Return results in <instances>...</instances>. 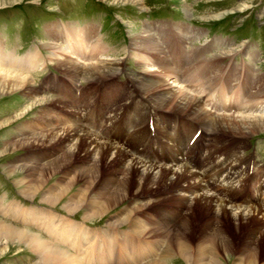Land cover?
<instances>
[{
  "label": "bare ground",
  "instance_id": "6f19581e",
  "mask_svg": "<svg viewBox=\"0 0 264 264\" xmlns=\"http://www.w3.org/2000/svg\"><path fill=\"white\" fill-rule=\"evenodd\" d=\"M112 1L122 2L123 4L131 2L134 4L132 0ZM84 29L85 32H83L81 42L85 46L79 51L69 50L64 52L60 49L55 39L56 37H54L55 34L49 36L53 41V44H50L51 46L49 47L51 56H53L52 60L55 61L56 68L59 67L63 74L68 77V80L74 83L75 92L77 81L82 80L85 83H95V81L107 78H117L123 72V59L109 61L96 59L99 53H103L102 55H104V52H101V49H104V47L98 44L100 39L96 40V27L88 26ZM58 30L59 28L57 32ZM188 33L190 34V31ZM191 33L193 37H202V33L200 32ZM177 34H179L176 36L179 38V41L190 39L187 36H181V32ZM92 39L93 43L91 42ZM162 39L169 40L168 34L165 33ZM134 44L135 47L132 51L134 52V57L137 58V65L143 67L142 71L138 73L141 75V78H128L126 82H123L124 87L121 86L123 90L119 88L118 90H111L113 91L111 92L109 90L112 86L109 84L103 88L104 94L109 92L112 95V106L107 107H110L109 112L113 113V116L106 120V123L109 122V126L101 134H99V130L94 133L87 129L77 119L73 122L74 127L72 129L48 128L49 130H42V132H40V129V134L33 131L34 123H28L18 128L19 131H32L31 134L27 133L28 135L24 136L26 140L16 142L12 150H9L10 147L4 144L3 149L0 150V155L15 152L16 150H23L26 146L32 149L51 148V146H55V143H63L64 155L58 154L59 157L57 159H60L59 161L54 158V160L43 164L46 167L41 172V174H44L46 171H49V174H55V172L63 169L64 165H67L66 162L81 154L82 160H87V164H83L76 179H86L91 185H100L101 191L98 193L100 197L97 204L107 197V200L103 201L100 207L98 205L92 206L95 200L90 199L92 201L89 200L90 202L86 203L87 196L85 193L87 191L85 190L78 202L70 203L61 208L70 217L83 212L84 214L81 218V222L83 223L100 220L106 217L113 209L131 199L157 195L158 186L163 185V189L160 192L165 195L162 199H155L153 201L150 199L138 207H122L119 211L120 213L105 224L104 230L101 232H104L105 235L101 236L111 238L112 241L115 240V242H112L113 245L117 244L120 247L127 246L122 251L124 252L123 259H140L144 261L145 259L153 258L156 256L158 250H160L158 248L162 243H166L162 254L155 261H151L148 264H169L174 260L181 263L184 260L189 264H220L221 259L217 251L218 249H216V242H219L225 257L229 258L230 256L229 240L225 236H221L219 231L217 232L220 228V218L229 217L235 226L238 227L243 224L255 223L256 226L247 231L244 238H242L253 241V244H257V241L261 240L260 236L264 234V204L261 202L237 204L238 198L233 197L236 193L245 191V188H247L246 184L253 179H255L256 184L250 191L264 194L262 192V189L264 191V166L256 169L253 157L242 156L245 150L242 145L243 140L264 132V110L262 108L264 106V74L257 73L260 70L255 69L249 64L241 67L234 65L226 68L220 65L221 60L223 57H226V54H213L210 57H202L206 50L196 52L198 54V65L195 63V57H192V59L190 56H183L184 52H178L177 64V61H171V58L168 57L169 52L160 47V44L155 41L151 32L142 31L139 39ZM223 44L224 42L222 41ZM76 47L79 49L77 45ZM3 52L5 51L3 50ZM86 52L89 53L86 54ZM139 52L145 55L142 54V57L138 56L141 55ZM39 54H41L39 51H34L24 55L18 60L17 67L24 70L32 69L34 66L33 61H36V58L40 56ZM69 54L75 55V57L69 56ZM248 54H250V51ZM192 55L194 56L195 54L193 53ZM257 55V53H252L254 59H256ZM5 59H7V56L0 49V63H5ZM166 60L173 65L167 64ZM156 64L158 65L156 66ZM32 78L18 74L17 72L13 73L5 69L0 70V98L6 93L12 95L22 91L32 99V103L30 102L31 104L27 108L23 109L20 114L18 113L19 115L15 116L14 120L0 122V130L10 127L13 123L31 114L37 104L45 106L57 102L54 99L45 100V98L44 100H40L39 98H35L33 96ZM168 79L173 80V84L169 85ZM80 87L85 88L86 86L81 85ZM84 88L83 92L85 91ZM192 88H196L197 90L192 91ZM141 94L144 97H141ZM136 96L148 102H134V114L129 116L132 125L128 128H116V125L113 124L114 118L120 115L117 111L119 112L123 106L118 101L128 100L131 104ZM202 99L205 101L203 106L200 104ZM74 106L76 105L74 104ZM84 107L83 109L86 111V109L91 107V104L89 103ZM127 109L129 110V107ZM91 112L89 111V113ZM171 112L180 113L181 119L184 121L176 122V125H172V122L175 121L173 120L170 123L172 126H170L167 119H169L168 114H171ZM254 112L260 113L252 114ZM74 114L76 115V112ZM100 115H102V112H100ZM154 118L157 119L153 123L154 137L150 138L147 134V128L150 124V119L152 121ZM36 121L40 122V120ZM48 121L49 119H46L45 122L42 120L39 125L44 124L51 127L47 123ZM192 129L195 130L194 133L198 129L201 132L194 144L190 146V140L194 133L189 137L190 132L188 131L191 130L192 133ZM221 136L231 138L232 140L218 141L217 139ZM181 137H185L184 139L188 141L187 145L179 142ZM153 138H155L154 144L157 145L159 151L154 149L148 152H145L143 149L139 152L137 151V146L144 148L152 147ZM162 138L167 139L170 144L167 141L159 142ZM201 138L203 154L200 151L199 155L202 165L195 167L192 165L193 159L190 153L194 151L195 144ZM51 143L53 145H49ZM125 146L129 149L128 151L124 149ZM29 154L24 155L25 158L26 156L31 157L28 161L32 160L33 153L29 152ZM162 162L165 163L162 164ZM168 163L172 165L170 167L166 166ZM253 166L256 171L253 172L251 177L246 176ZM104 167L107 172H105ZM114 168L117 169L111 172ZM243 168L245 170L241 171ZM15 170L26 171L24 168L19 169L15 167L11 169L9 167L6 170V174L11 177L15 174ZM29 172L32 174L36 173L37 170L32 169ZM131 174H134L136 178V187L129 192L128 184H130L129 179ZM243 175L245 177L241 178ZM261 178L263 182L259 183ZM76 179L73 178L72 180L75 182ZM235 183L237 186H235ZM14 185L20 190V195L30 200V202L37 199L40 190L33 188L25 189L24 185L19 182ZM229 197L233 198L229 199ZM44 199L41 198L40 202L42 205L54 208L62 197L61 194H58L47 196ZM172 200L177 203V206H175L181 210L180 213L185 206L189 207L188 211L197 206L196 208L205 210L209 217H214L217 220L216 223L211 225L209 223L204 224L200 229L204 234L207 233L209 235V244H206L205 250L204 246H201L200 250V253H205V256L192 255L189 245L184 241L187 235L185 233L190 229L189 223L186 221V213L177 224H162L160 220L156 219L157 221L152 222L153 226L142 225L143 228L140 227L142 223L139 218L143 213L151 211L150 213L154 212L152 214L158 216V213L163 212H157L156 208L152 206ZM85 203L87 206H85ZM17 204L18 202H11L7 210L12 211L15 214V218L13 219L19 222L34 221L32 216L39 214V211L35 210L36 208H31L32 210L24 209L20 208L19 204ZM24 211L26 212L22 214ZM163 211L165 210L163 209ZM44 215H47L52 220L57 218L56 222L62 221L52 213H44ZM137 216L140 217L138 218ZM66 223L64 226L69 230H67L68 232L76 231L78 228L80 230V227H82L85 230L84 235L86 232L88 233V229L85 226H81L83 225L81 223L74 224V226H70L69 222ZM107 229L111 231L109 234ZM130 234H132L130 239L133 241L134 237H136L135 239L142 237L152 240V243L156 244L152 245L153 253H146L145 245L141 242V245L139 243V246H135L140 249L137 256L136 254H131L130 248L128 249L129 240L126 241L124 238ZM119 239H121L120 242ZM100 241L97 238L94 242L96 245H99ZM125 242H127V245ZM22 243L29 246L28 249L40 258L38 264H79V261H75L73 256L59 250V248L50 242L41 239L37 234H32L28 230L19 229L0 221V245H5L0 250V256L6 254L10 245ZM175 245L177 248L176 254L173 253ZM117 256L119 257V254ZM257 257L258 252L250 253L245 257L247 259L245 262L236 264H257Z\"/></svg>",
  "mask_w": 264,
  "mask_h": 264
},
{
  "label": "rangeland",
  "instance_id": "374dc122",
  "mask_svg": "<svg viewBox=\"0 0 264 264\" xmlns=\"http://www.w3.org/2000/svg\"><path fill=\"white\" fill-rule=\"evenodd\" d=\"M132 1L134 2V4H132L131 2L129 4H123L122 2H113L112 0H0V38L2 37L4 42L6 41L5 49L13 50L16 48V50L19 52V53L17 52L16 54L21 53V55H23L28 50L32 48L35 49V46H37L41 49V51L39 48H36V50L30 51V52H34V51L35 52L39 51L40 53L42 52L43 57L46 59L45 56L47 55V60L53 63V65L48 63L47 64L48 68H45L43 71H37L36 73H33L32 75V73L27 72V70L17 67L18 60L21 59V57L14 58L13 55L8 54V53L6 54L5 52H3V46H2L3 40L1 39L0 49L2 50V53L7 56V59H5V63L3 62L0 63V70L5 69L13 73L17 72L18 74H21V75L33 77L32 78V82H33L32 89L34 91V94H36V92L40 90L41 83L43 82V80L45 78L47 79L46 77L47 75L50 78V76L53 75L54 73L56 75L63 76V78L66 79V77L64 76L65 74L63 75V72L61 71V69H59V67L56 68L55 61L52 60L53 56H51L49 47L51 46L50 44H53L52 43L53 41L51 40V37L49 36H53L55 34L54 37H56L55 39L57 43L59 44L60 49H62L64 52L69 51V50L79 51L83 46H85V44L81 42L83 38V32H85L84 28L95 25V27L96 26L100 28L102 27L101 35H100L101 39L98 38V29L96 27V37H97L96 40L100 39V42L98 43L99 46L101 47L105 46L107 48L105 56L102 55L103 53H101V55L100 56L98 55L96 59L103 60V61L104 60L109 61V60H115V59L124 60L122 76L120 77V79H116L115 81L116 85L114 86V89H117L121 85V81L125 80L124 82H126L128 78H135V77L141 78L140 77L141 75H139L138 73L142 71L143 67L137 65L138 61H137V58L134 57V52L132 50L135 47L134 43L137 42V40L139 39V36L142 34V31H145L148 33L150 32L157 33V31L153 30L152 27L156 25L161 28V25H160L161 21L166 22L167 24L165 26L166 28L174 31L176 25L175 24L172 25L170 23L174 21V22L184 23L182 27L187 26V28L184 31H176V32L174 31L175 32L174 34L166 32V34H168L169 36V40L160 38L159 37V35H161L160 33H157L158 36H154L155 41H157L158 44H160V47L163 50H166V52H169L168 57L171 58V61L175 60V62L177 61V64H178L177 55L180 52L181 53L184 52L183 56L187 55V56H190L191 58L195 57L196 59L195 63L198 65L199 64L198 54L196 52H200L201 50H206L203 48L201 49V47H197L201 43H204L206 38H208L207 36H203L204 33L201 31V29H204L206 31L207 30L210 31L211 36L208 39L225 38L227 40V38H229V43L226 42V44H225L224 39L214 40V41H217V42H214V47H218V50L220 51V52H217L215 50L212 51V52H217L215 54H223V55L226 54V57H231L235 50L236 51L243 50L242 51L243 55L249 58L248 62H246V59L245 61L244 60L241 61V59H244V58L242 54H239L241 53V51H238V55H236V57L233 54V58L235 57L236 59L233 61H235V63L237 62L236 64L232 63L231 61L233 59L232 57L227 58V59L226 57H223L224 61L222 59L220 62V65L225 66L226 68H230L234 65L241 67L243 65L249 64V65H252L255 69H260V71L257 73L264 74V10H263L264 0H189V1H186V0H132ZM175 2H177L178 4L173 6L172 3H175ZM146 20H153L157 22H154V23L152 22V24H154L152 27L147 25V28L150 27V29L148 30L144 26ZM185 23L189 25L192 24L198 27V29L192 28L186 25ZM58 24L60 25L61 30L59 29L57 32L56 29L55 30H53V28L50 29V32L48 33L49 35L48 36L49 40H48L47 29H49V27L52 25H58ZM86 24H92V25H86ZM84 25L85 27H83ZM67 26L68 27L71 26L72 28L73 27H78V28L83 27V29L72 31L71 28H68L67 32H65V35H64L62 32L65 31L64 27L67 28ZM187 29H190V30H187ZM188 31H190V34L188 33ZM178 32L182 33L181 36H187L190 39L179 41L178 40L179 38L176 37L177 35H179L177 34ZM191 32H200L202 33L203 37L201 39L197 37L198 39L197 40L194 39L193 41V38L195 37L191 36L192 34ZM22 41H27L24 46H28V45L30 46L28 48L25 47L24 49L20 50V47H21L20 45H22ZM92 41L93 39L91 40V42ZM185 41H189V42L192 41L190 45L192 47L189 48L190 50H188L187 47H183L184 49L182 48V45H185L186 43ZM222 41L224 42L223 45H227V46L229 45L230 48L229 47L220 48L219 46L222 45ZM230 42H232L234 46ZM242 43L245 45L238 46L239 44H242ZM174 44L181 45L180 46L181 48H178V49L173 48ZM41 45L44 47H41ZM76 45L79 47V49L76 47ZM247 45H252V46L257 47L258 48L257 50L259 52L257 50L251 51V46H247ZM249 51H250V54H248ZM48 52H49V55H48ZM60 52L62 51L60 50ZM101 52H105V49L102 48ZM185 52L189 54H186ZM87 53L89 52H86V54ZM193 53L196 56L195 55L193 56L192 55ZM211 53L209 52L206 53L204 57L205 56L210 57ZM252 53H257L259 55V58L257 55L256 59H254L252 57ZM131 54L133 55L132 57H131ZM139 54L141 55H138V56H141V57H142V54L145 55L144 53H141V52H139ZM69 56H72V55L69 54ZM72 57H75V55H73ZM38 58H36V61H33L34 66L32 69H36L39 66L40 68H42L44 66L43 63L40 64L41 57L39 56ZM258 60L259 62L257 63ZM222 61L224 62L225 65L222 64ZM166 63L170 64L167 60H166ZM239 63L241 64L239 65ZM170 65H173V64H170ZM256 65L258 67H256ZM108 79L109 78H107L106 80L104 79V80L95 81V83L94 82L85 83L82 80L80 81L82 84H86V92L84 91L85 92L84 93L83 92L84 87H81L82 88L81 93H84V95L80 98V100L78 99L76 101L77 102L76 105H79V103H81V105L79 106L80 112L79 110H77L79 113L76 112V115H80L84 111L83 109L85 108L84 106L88 105L89 103L91 104L92 99H93L95 102L94 109L96 110L94 113L93 123L97 121H99L100 123L101 118L98 117L97 110L98 109L100 110V108H102L103 105L111 107L110 103L108 105V102L104 103L102 102L101 98L99 99L100 90L104 88L105 82L108 83ZM34 80L36 81V83L34 82ZM60 80L63 81L62 83L64 84L66 83L65 80L63 79H60ZM167 81H170L168 82V84L170 85L171 81L173 80L168 79ZM81 83L77 81L76 88L78 87V85L81 86ZM168 84L167 86H169ZM171 84H173V82ZM34 85H35V88H34ZM196 90H197L196 88L194 89L192 88V91H196ZM60 93L61 92H58L52 89L50 90V93L45 94L46 97H42V98L40 97L39 99L40 100L41 99L44 100L45 98H46L45 100L54 99L55 101L59 102L58 99L63 100L61 98H58L59 95L68 99L65 95L60 94ZM74 93H75V88L73 89V94ZM88 98L91 100H89ZM86 100H88V102H86ZM139 100L140 99L138 97L137 98L135 97L131 103L137 102ZM30 102L32 103V99L29 98L22 91L16 92L12 95H9L8 93H6L0 98V122H4V120L5 121L14 120L15 116L17 117L23 109L27 108L31 104ZM69 102H66L64 104H68ZM118 102L119 104H122L123 106L121 107L122 109H120L119 112L117 111V113L121 114L124 112L125 117L123 121H126L128 119L129 112L132 109L133 105L130 104L128 100L118 101ZM200 102L202 106L205 104L204 99H202V101ZM56 104H59V103H51V105H56ZM64 106L68 107L67 105H64ZM39 107L40 105L37 104L33 108V112L31 114H28L25 117H23L21 120H18L16 123H13L12 125H10V127L0 130V150L3 149L4 144H6L5 146L8 145L10 147L9 150H12V148H14L13 145L16 142L26 140L24 136L31 134L32 131L30 130L19 131L17 129L18 132L14 133V135L11 136V134H13L11 131V127L13 125H18L16 127L18 128L21 125L18 122L27 121L28 119H32L35 116H37ZM70 107L72 108V106ZM77 107L78 106L73 105V108H77ZM128 107H129V110L127 109ZM125 108L127 109V111ZM143 108H145V106H143ZM262 108L264 110V106ZM173 113L176 116L180 117L179 121H177L176 118L174 119L176 122L184 121L181 119L180 113L171 112V114ZM259 113L260 112H254L252 114H259ZM72 114L73 113L69 111V113H67L69 118H64L61 121H58L57 119L49 120L47 123L50 124L51 127L45 126L44 127L45 130L47 128H55V129H61V130L66 129V128L72 129L74 127V124L72 126V122H74V117L71 116ZM109 114L110 113H108V115ZM171 114H168L169 119H167V122L169 125L172 120L171 117H173V116L170 117ZM110 116H112V114H110ZM83 117H86L88 119L92 118V116L91 115L89 116L87 112L85 113ZM155 120L157 119L154 118V120L152 121L150 119L149 125H153ZM61 122L65 124L59 125ZM151 127H152V133H154L153 126ZM100 129H102V127ZM33 131H35V128L33 129ZM150 131L151 129L148 126L147 134L149 135L150 138H152L150 136L151 134ZM36 132L40 134L42 130L40 132L39 131H36ZM188 132H190V135H189L190 137L194 133V130L192 133H191V130H189ZM228 139L232 140L231 138H228L225 136H221L217 140L224 142L225 140H228ZM62 144L63 143H55V146H51V148H37V149L36 148L32 149L30 147L29 149L26 146L25 149L23 150H16L15 152H10L5 155H0V181L5 182L6 184L5 187L2 189L5 190V192L8 194V200H11L12 198H14L20 201L18 202L20 208L22 207L25 209H31V208L35 209L36 208L35 210L39 211L38 219H36V221L38 220L37 224H34V223L22 224L21 222H17L16 220L13 219L14 214L10 215V212L8 211L6 212V218L0 217L1 218L0 221L8 225H13L19 229L28 230L32 234H37L41 239H44L45 241L50 242L52 245L55 244L54 246L59 248V250L63 251L66 254L68 253L71 256L78 253L79 250L82 252V254H89L90 250H93V251L100 250L101 253H104L108 250V248L96 246L94 242L95 239L98 238L99 240H101L100 243L102 245L112 244V242H115V240L112 241L111 238L101 236V235H105L104 232L101 233L104 230L105 224L109 222L111 219H113L114 216L119 214L120 213L119 211L122 209V207H126V206L138 207L139 205L144 204V202H146L147 200L151 199V201H153L157 198L162 199L163 196L165 195V194H161L160 192L163 189L162 187L163 185L158 186L157 195L145 196V197L142 196L140 197V199L139 198L131 199L127 201L126 203L121 204L115 209H113L109 214L106 215V217L100 220L83 223L81 222V218L84 214L83 212H79L75 214L74 216L70 217V215L63 212L61 208H63L64 206H67L70 203L78 202L82 196L81 194H83L85 190L87 191L85 193L87 196L86 203L92 200H95L92 206L98 205V207H100L103 204V201L105 202V200H107V197L101 200L99 204H97L99 201L98 198L100 197L98 193L101 191L100 185L99 184L91 185L89 184V181H87L86 179H79V178L76 179L83 167V164L85 163L87 164V160H82L83 158L81 154H79L78 156H75V158H73L71 161L66 162L67 165H64L62 167L63 169H61L59 172H55V174H49V171H46V173L41 174V172L44 171L43 168L46 167V165H43V164H46L48 161L50 162L51 160H54V158L57 159L59 157L58 154H60L61 156L64 155L65 151L63 150L64 147ZM187 144H188V141H186V145ZM49 145H53V143ZM242 145L245 148L244 152L242 153L243 157L254 155L251 157H253V163L256 166V169L260 168L261 166H264V132L258 133L257 136L248 137L247 139L243 140ZM138 147L139 146H137V148ZM142 148L143 150H145V152L153 150L152 147H149V148L142 147ZM124 149H126L127 151L129 150L126 148V146L124 147ZM37 150H38V153L40 154L45 153V157L41 161H38V162L36 160L28 161L29 159H31V157L26 156L25 158L24 155H30L29 152L35 153L37 152ZM57 160L59 161L60 159H57ZM61 161H60V164H61ZM9 167L11 169L15 167L19 169L24 168V170L26 171L21 172L20 170L17 171L18 170L17 169L15 170V174L9 177L6 174V170ZM32 169L37 170V172L31 174L29 170H32ZM116 169L115 168L112 169L111 172H113V170L115 171ZM104 170L105 172H107L105 167H104ZM243 170H245V168H243L241 171ZM73 178L76 179L75 182L72 180ZM18 182L20 184H23L24 185L23 187L25 189L33 188V189L40 190L37 199L31 201L32 202L31 203L30 200L22 197L19 193L20 190L14 185L15 183H18ZM129 183L130 184H128V190L129 192H131V190H134L136 187L135 186L136 178L134 174L130 175ZM247 186H248V183L246 184V187ZM58 194H61L62 199L56 204L54 208L42 205V203L40 202L41 198L45 200L44 198L47 196L58 195ZM166 195L168 196V194ZM261 197L262 196H260V198ZM262 198L264 199V196ZM239 199L241 200V194L239 195ZM244 199L248 200L249 198L247 197ZM13 202H17V201H13ZM86 203H85V206H87ZM236 203L240 204L241 202L238 200L236 201ZM261 203L264 204L263 200ZM158 204H162V205H158ZM175 205L177 206V203L172 200L166 203H157L152 207L156 208L155 210L157 212L159 211L158 208L163 207V209L165 210L163 213L170 212V214H173L174 209L181 211ZM186 207L188 206L183 207L182 212L181 213L178 212L176 216L173 214L174 216L169 217L168 221L171 220L170 224L172 223L177 224L181 221V219L184 217L186 213V221L189 223L190 229H188V231L185 233L187 235L185 236L186 238L184 239V241L186 242V244L189 245L192 255L196 254V255L205 256V253L201 254L200 250H201V246H204V250H205L206 244H209L208 243L209 235L207 233L204 234L200 229L204 224L206 225V223H209L211 225L213 223H216L217 220L214 219V217H209V215L206 214L205 210H199L198 208H196L197 206H195L194 208H191L190 211L187 210L189 209V207L188 208ZM50 210L54 211V213H57V214H54V213L52 214L59 217L62 221H65L66 219L67 220L71 219L73 221H76L75 223L69 222L70 226H74V224H79L80 222L81 224H83L81 226L84 227V225H86L89 228L88 233L86 232V234L84 235L85 230H82V227H80L81 228L80 230L78 228L76 231L71 232L69 234L65 233V231H67L68 229L66 227L61 228L62 226H60V224H63V223L61 222L58 223V221L56 222V220H54V224H57V225L54 226V231L51 229L50 232L56 233V239L57 238L62 239L63 237L61 236L62 234H65L66 236L69 235V238L71 239L72 243H74V245L72 246L69 244L65 245V244H62L63 242L59 243L57 240H55L57 243L50 241L49 240L50 236H48L46 230L50 225H52V221L49 222L48 219L50 217H47V215H44V213L47 214L48 211ZM26 211L22 212V214L25 213ZM150 212L146 211L145 213L142 214L141 217L137 216L138 218L140 217L139 219L141 220V223H142L140 224L141 225L140 227L143 228L142 225H146L149 227L153 226L152 222H150L149 224V218L151 215ZM58 214H61V215H58ZM62 215L65 217V219L63 218ZM179 216L180 217L182 216V217L180 218ZM144 219H148V221L145 220L146 221L145 222ZM156 219H157L156 217L155 218L152 217L153 221H157ZM175 219L177 221H175ZM219 221H220L219 223L220 228L219 230H217V232L219 231L221 236H225L229 240V243H230L229 244L230 256L228 258V257H225V255L223 254L221 246L219 245V242H216V249H218L217 251L221 259L220 264H236V263L245 262L247 260L245 257L248 254L250 253L253 254L255 252H258L257 264H264V234L260 236L261 240L257 241L258 242L257 244H253V241L242 239L244 238V235L247 231H249L250 229L256 226L255 223L243 224L240 227H238V226H235V224L233 223L231 219H229V217L220 218ZM120 230L124 231L123 229H120ZM209 231L211 232V230ZM108 232L110 233L111 231L108 230ZM131 235L132 234L126 237L124 236L122 237H124L126 241L129 240L128 249L130 248L131 254H136L137 256V253L138 251H140V249L138 247H135L138 245H133V243L137 241V244L140 243L141 245L142 241L140 239H143V238L140 237L139 239L138 237V239H134L133 241L130 239ZM171 236L173 237V235ZM52 239H55V238H52ZM120 241L121 239H119V242ZM125 244L127 245V242H125ZM4 247H5L4 244L0 245V250ZM28 247L29 246H27L25 243L10 245L9 250L6 252V254L3 256H0V264H35V263L38 264V262L40 261V258L37 257L36 254L32 253L31 250L28 249ZM126 247L127 246H121L120 249L123 251L125 250ZM165 247H166V243H164V248L162 249V251H164ZM173 248H174L173 253L176 254L177 253L176 245ZM159 252L160 254H162L161 251ZM118 254H119V258L123 259V254H120L119 252ZM157 256L158 257L160 256L158 255V252L156 256L153 257L155 259L151 261H155L158 258ZM73 257L75 261L77 260L79 261L78 263L81 264L78 258H76L75 256ZM141 261L143 260L139 259V260H136L135 263L139 264ZM89 264H94V263L90 262ZM169 264H189V263H186L184 260L182 261V263L174 260V261H171Z\"/></svg>",
  "mask_w": 264,
  "mask_h": 264
}]
</instances>
